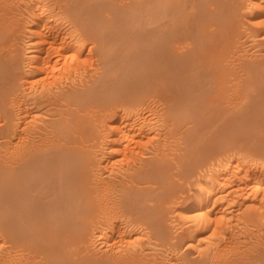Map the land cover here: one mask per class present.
I'll list each match as a JSON object with an SVG mask.
<instances>
[{
	"label": "bare ground",
	"instance_id": "1",
	"mask_svg": "<svg viewBox=\"0 0 264 264\" xmlns=\"http://www.w3.org/2000/svg\"><path fill=\"white\" fill-rule=\"evenodd\" d=\"M43 1H41L42 3L39 1L40 3L38 4H42V6L37 5V13L34 12L39 17L40 23H42V28L39 27L38 29H36L38 40L35 46H33L34 44L32 45V52L29 51L30 47L28 48L26 46L29 51L28 53L26 52V54H30L28 59L29 62H25L29 65V68H27L30 70L31 73L36 72L38 73L37 76H39L40 73L48 71L50 67L55 68L56 64L62 65V68H67V63L70 62L71 66L68 65V68L71 67V71H73L72 66L76 64L74 63L76 61L74 60L75 58H77L78 62L82 64L80 61V56H83L86 53L85 52L83 54L84 47L76 46L78 44L73 45L72 43H70V41H73L72 39L69 40L67 43L66 40H62L63 38L61 39V37H63V35L60 34L59 37V33H62V31L60 29V32H58L59 28H56L58 24H54L56 23L55 21L47 25L46 22H49V19H52L53 17H48L49 14H47L48 10L46 8L49 6V4L47 7L43 8V6H46L43 5ZM85 1L89 2V0H70L69 2H67L66 4H62L61 6L64 5V8L67 7L71 9V12H73L74 14L73 19L75 20V22H79L82 25L84 31L86 32L85 33L83 31L86 34L85 37L87 36L92 41H95V48L93 46L90 47V44L87 46L90 47H88L89 51L93 49V51L95 50V52L100 56L101 61H99V63L101 62L102 64V70H96L97 72L94 74V76L91 74L94 78L89 77L93 79L90 80V83H88L89 81L83 84L80 83L79 85L77 83L74 86L72 84H75V82H71L72 84H68L70 86L67 85L68 87L66 88H62L64 86L63 84L62 87L60 86L61 84L59 85L58 89H60L61 87L59 91L63 94L62 99L60 101H57L56 99L57 102L54 100V98L52 100H54L53 102L57 103L58 105L62 104L64 108L56 109L55 113L58 115H62H60L58 118L55 116V119L50 120L49 124L47 123L44 125V123L40 120L41 117L36 116L40 113H35L34 115L32 114L33 116L40 117L37 120L35 118L36 121H25L27 118H30V116L27 117L29 114L27 112L30 109L32 110V107L29 108L31 104L29 103L28 105L26 104L27 107L26 105H22V113H20L19 115L16 116L13 113V115L8 114L7 116H5V118L3 117L6 120L4 124H2L3 126H0V137L3 138V144H7V146H9V143H13L12 145H10L12 146L10 153L12 156L8 155V153L10 152V146L8 147V152H5V150L3 152V149L2 151L0 149V152H3L0 155L1 157L8 156L4 159L0 158V235L2 234V238H5H0V241L4 240L1 242V245H3V247L0 246V248L2 247L4 250L0 252V264H86L81 260H76L71 252L72 249L70 250L69 247L70 245L79 242L78 240H80V238L83 239L82 236L88 233L91 227L95 226L93 223H95L96 226L100 228L99 229L97 227L100 230V236H97H102L105 238V240H107L106 244L108 245L109 243L108 251H110L109 253L108 251H106L107 254L102 257V259L98 257V260H100L99 262H95V264H264L263 247L261 248L260 246L254 245L245 246L246 244L242 246L240 245V240H234V238L236 237H232V241L229 240V238V241H223V243L225 244L222 247L221 245L218 247V241H216L218 243L210 241L212 240L214 234L218 235V240H220L219 238H224V240L226 239L225 237L227 235L224 237V234L227 233L228 228H226V224H229V222H227L225 225L222 224V222H225V220H227V218L232 215V212H229L231 213V215L225 218L227 210H225L224 207L225 204L230 200H228V198L233 199V202L234 200L237 201V203L239 201L241 204V199H247V197L249 198V196H252L253 198L260 197V203L263 202L264 189L261 188V183L264 177V167L261 166L263 165L262 163L260 165V160L257 161V159H252L248 157L246 159V156L242 157L241 155V157H235V159L233 160L229 159L230 157L228 158L229 160H227V158L226 160H221L220 158L216 162L212 161L213 163H209L210 166L207 167V160L209 158V154H205L204 156H201L202 152L197 153L195 156L191 154L192 156L190 155L187 160L183 159V156L180 157L179 162H181L179 163V165L181 167L183 166V168L179 173L182 175H188L189 173L193 174L194 170H196L197 167H205V171L203 174L204 176L202 177L203 182H201V187L199 188L200 192L198 191V196L197 194H195L197 196L199 205L198 207H196L195 211H192L191 213H187L186 208H184L185 211L183 210V212L186 213L181 212V214L183 213V216L181 217H183L185 220L189 219V222L192 223V228H190L191 236L197 235V237H199L201 235H204V233L206 232L208 233V230L210 229L213 233L211 237H209V235L206 233L205 238L207 239V236L209 237L210 240L206 241L211 246L206 247L205 250H201L200 252L197 245V248H194L195 250H199L200 253H196L200 255L198 256V258H191L189 257V255L191 254L190 251H182L178 253V251L180 250L179 244L177 243V241H173L171 239V234L163 225L162 205L163 202L172 195L175 189V184L173 182L168 183L167 179L171 176L169 171L177 167L166 156L165 151L167 148L165 149L164 147L167 145L164 146V144H162L161 142H157L156 144H154V142V147H150V149H153V155H151V157L149 158L146 157L147 159L141 158L142 155H144L145 153L144 150H146V147L149 146L147 145V142H149L148 136L150 134H147L146 131L149 128L152 129L151 127L147 128V126H149V123L146 125L143 119L144 115L146 114L145 112L149 111V109H147V111H144V101L146 102V99L144 100V98H146L144 97V95L148 97V90L146 89L148 88L147 85H149L151 89V86L154 85L156 82H164L165 85L167 84L166 88L164 87V95H162L164 98L165 96L167 97L169 104L168 109L166 111V117L173 122L174 129L176 131L181 124H184L189 120L193 121L195 125H198L201 122L203 123L206 120L210 119L215 113H217L222 108H220V106H222L221 102L226 99L225 91L230 89L236 90V92L238 93H236L235 91L234 92L236 94H239V88H243L244 86L246 87L247 85H257V87L261 91V96H263L261 100H263L264 102V60H248L243 58L242 60H240L239 64L238 62H236L242 74L239 72L236 73V71L234 74L232 71H234V69H237V67L232 68L231 70V66L229 68L225 63V61L231 59L230 57H232L233 51L231 50H236V43L233 41L234 39H236L233 38L235 37L234 34H236V26L234 24L236 19L233 20V18L231 17V13H235L236 10L232 11V5L230 4L232 0H191L192 5L198 9L195 14L191 15V19L193 20V25L191 24V28L193 29H190L193 30V33L191 34L192 37L190 36L189 40L191 38L193 39L192 42L194 43V46L192 48L189 47L190 49H187V52H184V50L186 49L184 48V53L181 52L182 48L180 50L181 53H177L174 51V47H176V45L174 46L176 39L182 36L184 41V38H188L191 32L189 28L185 26V19L184 22H182V28L179 30L178 25H176V20L172 19L173 16H170L171 18H169L172 20H170V22H167L168 26L170 25V28L157 29V32L153 34V36H148L149 38H151L150 40H152V38L156 35V39L152 47H146L147 56H145V58L144 48L140 50L136 49L133 44V48H131L130 46L131 50L127 51V53L130 52L128 55H126L127 53L123 55L120 52H117L118 50L115 53V47H113L115 46V44L113 43L114 45H111V47L113 48H111L109 45L111 44V41L116 40V36H129L128 34H132L131 31L138 30L140 32V29H143L142 24L144 23L142 21L145 20L143 19L145 16L142 18V15L140 16L139 14H142V12H144L145 10V0H133L132 3L134 4V6H131V3L126 1L123 3L125 5L122 7V9L119 6L115 5L114 0L104 2L105 5L102 7L100 6L99 2L97 3L95 2V0H92L93 4L91 3V5L93 7H91V10H89V6L87 5H85L86 7H84V10H82V8L78 9L76 7L77 5H79L80 2L85 3ZM201 1L203 2V4ZM46 2H48V0ZM58 2L60 3V0ZM146 2V7L148 11L145 12L146 14L148 13V18L146 19L148 22H150L157 20L161 17L165 18L167 15H169V13L176 11L179 7L182 8V6H184V4L186 3V0H146ZM208 2H213L214 4H210L216 7H214V9H209L210 6L209 8L207 7V4H209ZM259 2L260 3L256 2V4H259L256 6L257 8L259 6L258 10L264 13V0H260ZM56 5H58V3H56ZM106 5H108L107 10L111 14V16L109 15V18L103 16V10H105L104 8ZM51 7L53 8V6ZM233 9H235V7ZM187 10L189 12V9H186V17L188 14ZM50 11L52 10H49V12ZM44 13L46 14L45 16H47L46 18L44 16ZM176 13L175 15H178ZM3 14L1 15V18L2 16H4ZM5 17L7 18V15ZM5 17L3 18L6 19ZM9 17L10 20H12L10 15ZM44 19L46 22L44 21ZM176 19L177 23L182 20L181 18V20L178 21V17ZM10 20L8 22H4L3 19H0V46L2 45L1 43L7 41V37L5 38V36L11 33V28L8 27L11 24H8ZM127 20L133 22L132 27H130L131 31L128 27V25L131 24L130 22L129 24L127 23L128 28L124 26L122 27L121 25V27L117 29L116 26H112L119 22L125 24ZM43 23L45 24V26L47 25V29L45 28V30L43 27ZM261 24L259 23V25ZM213 25H215L217 28H213L212 30L211 28ZM236 25L238 24L236 23ZM206 26H211V28L207 27L206 29ZM75 28L77 29V27ZM82 30L79 34H84ZM240 31L237 29L238 34L240 33ZM66 34L67 32L65 33L64 31V36ZM193 34H195L194 38ZM80 37L81 36H79V38ZM125 39L126 38H124L123 40ZM79 40L80 39L77 40V43ZM88 40H86V42H88ZM178 42H180V40ZM232 42L235 43V49H233L234 47L231 48ZM126 43L124 45H126ZM118 44L119 43H117V46ZM128 45L129 44H127V46ZM3 46L4 45H2V47ZM12 47L5 48L6 50L8 49V53L6 52V54L4 53L2 55L0 52V54L2 55L0 56V61H3V63L5 64V69H0V78H2L3 80H5V77L10 80L15 78H12L14 74L12 71V67L14 68L13 65L20 62L18 60V62L16 61L15 63V60L18 58L14 57V60L13 55L10 53L9 50L11 49L12 51ZM116 48L118 49L120 48V46ZM14 50L15 48L13 49V51ZM87 53L89 52L87 51ZM118 53L123 55V58H120V56L117 61L118 64L114 65L113 63L117 59L114 56ZM233 53L236 52L234 51ZM92 54L94 55V52ZM68 59L70 60L68 61ZM78 62L76 65L79 64ZM72 63L74 64L72 65ZM228 63L229 62H227V64ZM234 64L235 63H233V65ZM16 65L15 68H17ZM73 67L77 68L76 66ZM116 67L120 68L121 71H119L120 69L116 71L115 69H118ZM52 68L51 70H49L50 75ZM60 68L61 66L58 68L59 71ZM28 69H25L27 73L29 71ZM63 69H61V71ZM75 70L76 69H74L73 72H75ZM67 71L70 72V70ZM69 72L66 74H70ZM78 72L81 75L80 70ZM78 72L77 75H79ZM53 73L54 72L52 71V74ZM49 74H46L45 72V75L49 76ZM56 75H59L61 77V75L63 74L61 73V75ZM48 76H45L46 79H50L51 77L53 79V82L58 81L54 77H52L53 75H51L50 77ZM31 78H33V76ZM57 78L60 79L58 76ZM85 78L87 77H84V79ZM233 79L235 81H233ZM60 80L58 82H60ZM27 81H29V79ZM30 81L29 83L31 84L34 82ZM41 81H37L39 83V86L37 88V85H35L36 90L40 89V86L43 85V81L42 83ZM48 81L49 80L44 83V85L46 84L45 86H47V83L49 84L48 86H54L51 84L50 81V83ZM65 81H67V77ZM56 82L54 83L55 85ZM16 83L19 85L21 82ZM34 83H36V81ZM23 84H25V82ZM144 84L146 86H144ZM9 85H13V83H10ZM44 85L40 90H44ZM17 87L19 88V86ZM35 87L33 85V89ZM10 88L2 96H0V100H2V97L6 96L8 92H10ZM46 88L49 94V89L48 87ZM54 88L56 87L54 86ZM156 88L155 91L157 89H161ZM10 93L14 94L13 92ZM161 93L163 92L161 91ZM9 96L10 94L8 95V97ZM49 96L53 97L52 92L51 95H47L46 97ZM40 97L41 96H39V98ZM46 97L45 99L47 101H45L47 103L48 98ZM54 97L56 98L57 96ZM228 98L229 97L227 96V99ZM42 100L44 101V99L41 98V102ZM29 101L31 102V99ZM148 101L147 103L152 105ZM23 102L21 101L20 105ZM14 103L16 104L17 101ZM46 103H42V105L41 103H35V106H37L36 104H38V106H43V104H45L43 106L44 108L48 106ZM49 103L52 104L51 101ZM1 104L3 107V103ZM23 104H25V102ZM4 105L6 106V104ZM72 105L77 106L73 107ZM5 106L2 109H6ZM17 106H19V104ZM92 106L94 108L99 107L100 110L106 112L104 113L106 114V116L111 114L112 116H110L108 119H115L114 122H116L113 124V128L109 127V129H107L106 131L104 128H102V130L104 129L103 132H107L111 128L110 132L106 134L104 133L102 136V139L105 138V140L107 141V143H105L106 141L102 142L105 143V145L107 144L108 153H116L113 155V157L115 156L113 159L116 158L118 153V157L114 161H112L116 165L111 164L114 168L117 169L116 171L114 170L115 172L113 173L116 174L115 176H111L112 179H102L101 176L98 177V175L94 173L95 171L93 172L96 167H93L92 170V158L90 156L93 157V155L89 154H94L95 152L93 151V149L92 151L94 153H91L90 151V153L88 154V152L86 151L90 146H87L88 148L85 150L84 145L82 147L79 146V142L75 143L77 145L71 144L73 141L76 140V137L74 138L69 134L70 129L78 131L82 134H80L81 136H88V138L85 137L87 138L86 140L83 137L85 141L89 140L90 137H92L91 139H95V137L93 136H95L99 128H97L95 119H93L94 117H91V115L89 116L90 112L89 114L87 112L88 115L83 113L86 116H84L80 112L81 110L85 111L91 109L93 108ZM23 107H25V109L29 108V110L27 111L26 109L25 111ZM149 108L151 109L152 107L149 106ZM8 109L11 111L10 108ZM142 109L144 112V115H142L143 117H141ZM46 110L47 109H45V112ZM150 111L152 112V110ZM29 112L34 113L33 110L32 112ZM64 113H66L67 115L65 116ZM96 113H98V111ZM115 113H117V119ZM33 116L31 117L32 119H34ZM103 118L104 117H102V120H100V122H103ZM108 119L106 120L108 121ZM37 121L41 123L38 124ZM170 130L172 131L171 128ZM77 133L76 136L78 137ZM101 133L99 132V135ZM145 133L147 136L145 135ZM144 135L148 140L143 139V137H145ZM96 136H98V134H96ZM191 136V134L186 135L190 142L192 141ZM93 141L94 140H92V143L89 141L91 145L93 144ZM80 143L83 144V142ZM98 145L101 146V144ZM98 145L96 146L98 147ZM93 146H91V148H93ZM102 148L105 149L104 146ZM109 150H111V152ZM147 152H151V150H148ZM141 153L143 154L141 155ZM109 154L106 153L105 156ZM9 156H11L10 159ZM230 156L233 158L232 155ZM105 158L109 159L108 156H106ZM108 159L106 161L107 163ZM182 161L185 162L182 163ZM107 163L105 164V166L107 165ZM110 163H108V165ZM230 163L231 165H229ZM111 165H109L110 168L107 166L105 168L112 169ZM201 168L203 169V167ZM110 171L111 170H109L108 175H110ZM199 182L200 181H198V184L200 185ZM262 190L263 192H261ZM224 199H227L228 201L226 200L224 203ZM148 200L153 201V204L149 206L146 205L148 203ZM223 208L225 210V214ZM214 209L219 211L217 212L218 214L213 213ZM142 225H145L148 230V234H146L147 237L150 238V240L151 238H156V240L158 239L159 242L162 244V250H165V253L166 251H169L168 253L172 251L167 250L168 248L173 249V256H171V258H169L168 256L169 259H166L167 256H165V259H162L160 261H158V259L157 261H154L157 258H155L154 260H147L149 259V257H145V254H143V260V257L141 256V258L138 254L132 252V249H127L130 247L129 243H136V240H129L131 237V232L140 229L139 227H141ZM142 228L143 227H141V230ZM92 230L94 231V228H92ZM140 231H138V233ZM231 232L233 233L234 231ZM141 233L142 232H140L139 234L140 236ZM91 234L93 233L91 232ZM133 234L135 235V233ZM230 235L231 234L229 233L228 236L230 237ZM234 235L235 234H232L231 236ZM88 236H90V234ZM143 236H145V233H143ZM84 237L87 238L86 236ZM123 241H125L126 249L123 246L124 244L121 246L124 249H119V247L117 248V244L121 245ZM137 241H139V239ZM200 241H198V243H200ZM257 242L258 240H256L255 242L256 245L259 243ZM263 243L264 242H262V244ZM17 247H20V249L24 250L25 252L22 251V253L24 252L26 255L28 254V256L24 255L25 257H23L16 255L17 253H13V249ZM75 248L77 247L75 246ZM115 249L117 251L119 249L120 251L117 252ZM22 253L20 255H22ZM183 259L186 260V263H184V261L182 262Z\"/></svg>",
	"mask_w": 264,
	"mask_h": 264
},
{
	"label": "rangeland",
	"instance_id": "2",
	"mask_svg": "<svg viewBox=\"0 0 264 264\" xmlns=\"http://www.w3.org/2000/svg\"><path fill=\"white\" fill-rule=\"evenodd\" d=\"M39 1L41 2L43 0H0V5H1L0 6L1 7L0 8V11H1V13H0V19L1 20L3 19L4 22H8L10 20V17H9V15H10L11 18H12V20H13V22H14L13 23L12 20H10V22L8 23V24L11 23L10 25L12 26V27L10 25L8 26V27L11 28L10 29L11 30V33H9L7 36H5V38L7 37V41L4 42V43H1L5 47L4 46L2 47V45H1L0 48L2 47L4 49L1 48L0 49L1 51L0 52H1L2 55L4 53L6 54V52L8 53V49L6 50L5 48L6 47L7 48H10V47L14 46V47H12V51H11V49L9 51L13 55V58L14 57H17L18 58L16 60L14 58L15 63H16V61L18 62V60L20 61V62L16 63L17 65L15 64L17 66V68H15V65H13L14 68H15V70L12 67V71L14 73L13 76H12V78L13 77H15V78H13L11 80H14V81H11L7 77H5V80H3L2 78H0V80H1L0 81V85H1L0 86V96H2L10 87H11L10 88V92H13L15 94L14 95V94L8 92L6 94V96L2 97V100H0V102L3 103V107H2V104L0 103V105H1L0 106V126L2 124H4V122L6 120V119H4L5 116H7L8 114H12L13 115V113L16 116L19 115L20 113H22V111H21L22 105L25 106L26 104L28 105L29 103L32 104V105L30 104L29 108L32 107L33 112H34L35 109L36 110H35L34 113H30L29 111L32 112V110L31 109L29 110V108L28 109L26 108L27 111L29 110L27 112V113H29L27 117L30 116V118H27L29 120L26 119L25 121H31V120L32 121L33 120L36 121L38 118L41 117L40 120H41V122L44 123V125L47 124V123L49 124L50 123V120L55 119V116L58 118L60 115H62V114H59L58 115L55 112H56V109H58V108H64V106L62 104L58 105L57 103H54L53 102L54 100L56 101V99H57V101H60L62 99V95L63 94L59 91L61 89V87H62V84L64 85L62 88H66V87L70 86L74 82H75V84H72L74 86L77 83H78V85L80 83L83 84V83L88 82V81H89L88 83H90L91 82L90 80H93V79L92 78H89V77H93L94 74L97 71H100L103 68V67H101L102 66L101 62L99 63V61H101L100 56L95 52V50L94 51H93V49L90 50V51L88 50V47L89 46L90 47L93 46L95 48V45H96L95 41H92L87 36L85 37V35H86L85 33L86 32L82 28V25L79 22H75V20L73 19L74 18V16H73L74 14H73V12H71V9H69L67 7L64 8L63 7L64 5L61 6L62 4H66L70 0H66V1L64 0V2H63V0H62V2L60 0V3L58 2L59 0L58 1H56V0H48V2H46L47 0H45V1H43L44 2L43 5H46V6H43V8L44 7H47L48 4H49L50 7L48 6L46 8L48 10L47 11L48 12L47 14H49L48 15L49 18L50 17H53L52 19H49V22L48 21L46 22L45 19H44V21L47 23V25L50 24L51 22H54L55 21L56 23H54V24H56V25L58 24L57 27L55 26L57 29L59 28L58 32H60V29L62 31V33H59V37H60V34H62L63 37H61V39L63 38L62 40H64V41L66 40V43L69 40H71V39L73 41L75 40L74 42L73 41H70V43H72L73 45L78 44V45H76L78 47H84L83 48V54L85 52L86 53L84 55L81 54L83 56H80L81 57L80 58V61H81L82 64H80L78 62L77 58H75L74 60H76V61L75 62L73 61V62L76 63V64L78 62L79 64L76 65V64L72 63V65L74 64L73 66H76L77 68L79 67L78 69L80 70L81 75L79 74V72H78L79 70L77 68H75V67L72 66L73 71H74V69H76L75 72L71 71L72 70L71 67L68 68V65L71 66V63L70 62L67 63V68L65 67L66 69L64 67H63L64 68L63 69L62 68V65H60V64L59 65L56 64L55 68L54 67L53 68L50 67L49 70H51V68H52V71L54 72L52 74V71H51V75H53L52 77H54L58 81L60 79H63V80H60V82H58V81L57 82L56 81L53 82V79L50 77L51 75L49 74L50 73L49 70L48 71H45L46 74H49V76L48 75H45V72H43V73H40V75H39L40 77L37 76L38 73H36V72L31 73L30 72V70L28 69L29 68V65L27 63H25V62H29L28 59H29L30 54L27 55L26 52L27 53L29 51L32 52L33 46H35V44H36V42L38 40L37 33H36L37 30L36 29H38L39 27L42 26V23H40L39 17L37 16V14H35V13H37V11H36L37 9L36 8H38V6H40V5L42 6V4H38V3H40ZM109 1H113V0H95V2H97V3L99 2V4H100L101 7L105 5L104 2H109ZM126 1L129 2V3H131L130 4L131 6H134V4L132 3L133 0H114L115 5L119 6L121 9L125 5L123 3L126 2ZM252 1H250V0H248V1L247 0H237L236 1L235 0V2H234V0H232L230 2V4L232 5V6L230 5L232 7V11H235L236 10L235 13H233V12H232L233 14L231 13V17L233 18V20L236 19L235 20V23H234L235 26H236V28H235L236 34H234L235 37H233V38H236V39H234L233 41L236 43V50L237 49L238 50L237 51L236 50H231L233 52L235 51L236 53H233L232 52V57H230L231 59L225 61V63H226V65L229 68L231 66V70H232V68L237 67V69H234V71H232L234 74H235V71H236V73L239 72V73L242 74V72H241L238 64H239L240 60H242L243 58L244 59H248V60H250V59L251 60H264V13H262L260 10H258L259 9V6H258V8L256 6V5H259V4H256V2L257 3H260L259 2L260 0H255V2H254V0H252ZM10 3H11L12 6L10 5ZM56 3H58V5H56ZM91 3L93 4V1L92 0H89V2L88 1H85V3H81L80 2L79 5H77L76 7L78 9L79 8L80 9L82 8V10H84V7H86L85 5H87V6H89V10H91L92 9L91 7H93L91 5ZM208 3L209 4H207V7L209 8V6H210L209 9H214V7H216L214 5H211V4H214L213 2L212 3L211 2H208ZM252 3H253V6H252ZM51 4H53V5H51ZM202 4H203V2H202ZM146 5H147V2L145 0L144 1V6H145L144 9L145 10H144V12H142V14L141 13L139 14L140 16L142 15V18L145 16L143 18L145 20L141 19V20H143L142 22L144 24H142L143 25V29H140V32L138 30L131 31V28L130 27H132V23L133 22L128 21V20L125 22V24L122 23V22H119V23H116V24L112 25L114 27L116 26L117 29L120 28L121 25H122V27L123 26L126 27V28L129 27V30L132 33L131 35L128 34L129 36H124V37L116 36L117 38H115L116 39V40H114L115 42L114 41H111V44H109V45L111 47V45L113 46L115 44V46H113V47H115L114 48V52L115 53L118 50L117 52H120L121 54L124 55V54L127 53V51H130L131 48H133L132 47V44H133V46H135L136 49H139L140 50V49L144 48V58H145V56H147V53H146L147 48L152 47L154 45V41L156 39V37H155L156 35L154 36L155 38L154 37L152 38L153 41L150 40L151 38H149L148 36H150V35L153 36V34H155L157 32V29H160V28H166V29L167 28H170V25L168 26L167 22L168 21L170 22V20H172V19L176 20V25H178V29L179 30L182 28V22H184V19H185V26L188 27L189 30H190V32H191L188 38H184V41H183L182 36H180L182 38V40H181L180 37H178L176 39V42L174 44V46L176 45V47H174V51L177 52V53L178 52L179 53H181V52L184 53V52H187L190 48H192L194 46V43L192 42L193 39L191 38L189 40L191 34L193 33V30H191V29H193V28H191L192 25H193L192 24L193 23V20L191 19V17H192L191 15L195 14V12H197L198 9L192 5L191 0H186V3L184 4L185 7L184 6H182V8L179 7L176 11L169 13V15H167L165 17V18H168V19H165L164 17H161V18L157 19L158 21L157 20H154V21H150V22H148L147 19H146V18H148L147 17L148 16V13L147 14L145 13V12H148ZM51 6H53V8ZM55 6H56V9H55ZM58 6H59V8H58ZM107 6L108 5H106L105 8H104L105 10H103V16L109 18L111 16V14L107 10L108 9ZM234 7H235V9H233ZM8 8L10 10H12V11H10ZM49 8H52V9H49ZM185 8L186 9H189V12H190L189 13L188 10H187V13H188L187 14V17H186V14H185V12H186V9ZM192 8L194 9V12H193V9ZM46 9H45V11H46ZM87 9H88V7H87ZM49 10H52L53 12L52 11L49 12ZM179 12H180V14H179ZM3 13H5V14H3ZM45 13H44V16L46 15ZM106 13L108 14V16H107ZM175 13L178 14V15H175ZM2 14L4 16H2V18H1V15ZM6 15H7V18L5 17ZM170 16L171 17L173 16L172 19H170L171 18ZM260 16L261 17L263 16V17L261 18ZM3 17H5L6 19H4ZM46 17L47 16H45V18ZM177 17L179 18L178 21L181 20V18H182V20L180 22H178V23H177V19H176ZM259 18H260V20H259ZM190 20H191V22H190ZM261 20H262V22H261ZM194 21H195V19H194ZM129 22L131 24H129ZM44 23H43V25H44L43 27H44V30H45V28L47 27V25L45 26L46 23L45 24ZM127 23L129 24L128 27H127ZM236 23L238 25H236ZM259 23L260 24L262 23L261 24L262 26L259 25ZM76 24H77V26H76ZM73 25L75 27H77V29ZM15 26H16V29H15ZM207 27H210L211 28V26H206L205 28L207 29ZM210 28H208V29H210ZM213 28L216 29L217 27L215 25H213L211 29L213 30ZM237 29L239 31L241 30L239 34L237 33ZM73 30H75V31H73ZM81 30H82V32L84 31L85 33L83 32L84 34H79V33H81ZM64 31H65V33L67 32V34L65 36H64ZM72 33H73V36H72ZM77 34H78V36H77ZM237 34H238V36H237ZM9 35H10V38H9ZM67 35H69V36H67ZM82 35H83L84 38L82 37ZM194 35L195 34H193V38H194ZM79 36H81V37L79 38ZM76 37H78V38H76ZM88 38H89V40H88ZM121 38H122V41L123 42L121 41ZM124 38L127 39V43H126V39L123 40ZM148 38H149V40H148ZM78 39H80V40L77 43V40ZM84 39L88 40V42H90V43L86 42V40H84ZM179 40H180V42H178ZM82 41H84L86 43H84ZM119 41L121 42V44H120ZM124 42L126 43V45H124L125 44ZM151 42H152V44H151ZM181 42H182V44H181ZM234 42H232V47H231V48L234 47L233 49H235V43ZM117 43H119L120 45L118 44V46H117ZM185 43H187V44H185ZM188 43H190V44H188ZM85 44H86V47L87 48L85 47ZM127 44H129V45L127 46ZM87 45H89V46H87ZM237 45H239V46H237ZM26 46L28 48L30 47L29 51H28V49H27ZM119 46H120L121 49L120 48H118V49L116 48V47H119ZM130 46H131V48H130ZM179 46H180V48H179ZM113 47H111V48H113ZM14 48H15V50L13 51ZM122 48H123V50H122ZM181 48H182V50H181ZM184 48H186V49L184 50ZM180 50H181V52H180ZM183 50H184V52H183ZM15 51H16V54H15ZM87 51L89 53H87ZM93 52H94V55L92 54ZM123 52H125V53H123ZM129 53H127L126 55H128ZM1 54H0V56H2ZM121 54L118 53V54H116L114 56L115 58H117L115 60V62L113 61L114 62L113 63L114 65L115 64H118L117 61H118V58L120 56H121L120 58H123L122 57L123 55H121ZM97 56H98V58H97ZM232 58H233V60H232ZM25 60H27V61H25ZM69 60L70 59H68V61ZM0 62H1L0 63L1 64L0 65V69H5V67H4L5 64L3 63V61H0ZM227 62H229L228 63L229 65L227 64ZM236 62H238V64ZM233 63H235V64L233 65ZM26 64H27V66H26ZM18 65H19V69H18ZM58 66L59 67L61 66L60 71H61V69H63L61 72L59 71V69H58L59 67ZM92 67H93V69H92ZM116 68H118V67H116ZM25 69L26 70L28 69L29 70L28 73H30V74H28ZM81 69L82 70L84 69L83 70L84 72ZM119 69L120 68L115 69V70L117 71ZM67 70H70V72L67 71ZM119 71H121V69ZM68 72L70 74H66ZM71 72L74 73V74H72ZM77 72H78L79 75H77ZM61 73L64 76L61 75ZM24 74H26V75H24ZM56 74H60L61 77L59 75H56ZM20 75L21 76L23 75V76L21 77ZM44 75L50 77V79H46V77ZM30 76L31 77L33 76V78H31ZM57 76L60 79H58ZM65 76L67 77V81H65V79H66ZM64 77H65V79H64ZM84 77H87V78L84 79ZM231 77H232V75H231ZM25 78L27 80L29 79V81L30 80L31 81H34V82L36 81V83L33 82L32 84L34 85V87H35V85H37V88L39 86V83L37 81L40 82L41 80L43 81V83L41 81V83L43 85H44V83L47 82V80H49L51 82V84L54 85L56 88H54V86H48L49 84L47 83V86H45L46 84L44 85V88H43L44 90H40V89H42V86H43L41 84H40L41 85L40 86V89H37L36 90V87L33 89V85L31 83H29V81H27ZM72 78H73V80H72ZM51 79H52V81H51ZM79 79H81L82 81L79 80ZM5 81H7L8 83L5 82ZM233 81H235V80L233 79ZM16 82H18V83L21 82V83L18 85ZM24 82H25V84H23ZM55 82H56V85L54 84ZM10 83L11 84L13 83V85H9ZM163 83L164 82H156L154 85H152L153 87L151 86V89H150V86L149 85H147V87L149 89L146 88L148 90L147 91L148 97L144 95V97H146V98H144V100L146 99V102L144 101V105H145L144 106V111H147V109H149V111L152 110L153 113L151 111L150 112L148 111V112H145L146 114L147 113L148 114L147 115L146 114L144 115V112H143V109H142V111H141L142 112L141 113V117H143L142 115H144L145 118L143 117V119H144L145 124L147 125L149 123L148 124L149 126H147V128L148 127H151L152 128V129L149 128L148 129L149 131L147 130L148 132L146 131L147 134H150L148 136V139L149 140L146 138V136H147L146 133H145L146 136L144 135L145 137H143L144 140L147 139L149 141V142H147V145H149V146L146 145L147 146L146 148L149 151L151 150V152H147L148 150L146 149V150H144L145 153L143 152L144 155H142L143 153H141L142 157L141 156L140 157L147 159V158L151 157V155H153V153H152L153 152V149H150V147L151 148L154 147V145H153L154 142H155L154 144H156L157 142H161L162 144H164V146L167 145L165 147L163 146L165 149L167 148L166 151H168V152L165 151L166 156L177 167H175V168L171 169V171H169L170 174H171V176H170V178L167 179V182L168 183H172L173 182L175 184V189H174L172 195L163 202V205H162L163 206V214H162L163 225L166 227V229L171 234V236H172L171 239L173 241H177V243L179 244L180 250L178 251V253L179 252H182V251H190L191 254L189 255V257H191V258H198V256L200 254H197V253H200L201 250H205L206 247L211 246L210 244L207 243L206 240H210L209 237H211L213 235V233H212L211 229L208 230V233L206 232L209 235V237L207 236V239H205L206 238V233H204V235H201L202 236V239H201V236H199V237H197V235L191 236V229L190 228H192V226H191L192 223L189 222V219L188 220L187 219L185 220L181 216H183L182 215L183 213H186V212H183L184 208H186L187 213H191L192 211H195L196 207H198V205H199L198 204V200H197V196H198L197 193L200 192V189L199 188L201 187V182H203V180H202L203 178L202 177L204 176L203 174H204V171H205V167L204 166L197 167L198 169L196 168V170H194V173L193 174H190L189 173L188 175H182L179 172L181 171V169L183 168V166L181 167L179 165V163L181 162V161L179 162V159H180L181 156H183V159H186L187 160V158L191 154L193 156H195L197 153H201V152L203 153L204 152L203 155L201 153V156H204L205 154H209L208 155L209 158L207 160V164H208L207 167H209L210 166L209 163L211 164L213 162H216L220 158H221V160H226V158H227V160H229V159L233 160V159H235V157L238 158V157H241V155H242V157H245L246 156V159L248 157V158H252V159H257V161L260 160V162H259L260 165L262 163L263 165H261V166L264 167V102H263V100H261V98H263V96H261V91L259 90V88L257 87V85H252V86L247 85L246 87L245 86L243 88L241 87V88H239V94H236V93H238V92H236V90H232V89L227 90V91H225L226 99H224V101L221 102L222 103L221 104L222 106H220V108L221 107L222 108L217 113H215L210 119L206 120L203 123L201 122L198 125H195V123L193 121H190L189 120V121L185 122L184 124H181L179 126L180 128L178 127L179 129L177 128V131H176L174 129L173 122L166 117V111L168 109V105L169 104H168L167 97L165 96V98H166L165 99L162 96V95H164L165 88H166V85H167V84L165 85V83L164 84ZM26 84H27V86H26ZM68 84H70V85H68ZM59 85L61 86L60 89H58ZM17 86H19L20 89ZM144 86H146V85L144 84ZM46 87H48V89H49V94H48V91H47V88ZM156 87L157 88H161V89H157ZM155 88L157 89L156 91H155ZM146 89H145V92H146ZM39 90H40V92H39ZM55 90H57V91H55ZM44 91L47 93V95H51V92H52L53 97L52 96H49L50 98L49 97H46L47 95H46V93ZM161 91L163 93H161ZM42 93L44 94V96H43ZM57 93H59V94H57ZM9 94H10L11 97L10 96L8 97ZM20 94H22V95H20ZM23 95H24V97H23ZM31 96L33 97V99H32ZM39 96H41V97L39 98ZM54 96H57L58 98L57 97L55 98ZM227 96L229 97L228 99H227ZM15 97H16V99H15ZM45 97L48 98V102L47 103H46L47 100L45 99ZM20 98H21V100H20ZM34 98H35V100H34ZM41 98L44 99V101L42 100V102H41ZM53 98H54V100H52ZM30 99H31V102L29 101ZM14 100L17 101L16 104L14 103V102H16ZM18 100H19V102H18ZM148 100H150V101H148ZM21 101L22 102L24 101L25 104H23L24 103L23 102L20 105V102ZM50 101L52 102V104L49 103ZM147 101L150 102L152 105H150L149 103H147ZM9 102H12V103H9ZM35 103H41V105H42V103H46L48 106H46L47 108L46 107L43 108V106L45 104H43V106H40L39 105L40 107L43 108L42 109V108H40L38 106V104H36L37 106H35ZM53 103L56 104L57 106L54 105ZM4 104H6V106ZM7 104H9V105H7ZM18 104H19V106H17ZM49 104H50V106H49ZM27 105H26V107H27ZM4 106L6 107V109H2V108H4ZM60 106H62V107H60ZM72 106L73 107H76L77 105L76 106L75 105H72ZM149 106H151L152 108L150 109ZM145 107H148V108H145ZM8 108H10L11 111ZM95 108L94 107L91 108L92 110L91 109H88V110H85V111L83 110L84 112L81 110L80 112L82 114L85 113L86 115H88L89 112H90L89 116L91 115V117H94L93 119H95L97 128H99L97 130V133H96V134H98V136H96V134H95V136H93V137H95L96 140L95 139H91L92 137H90L89 140L85 141L88 138V136H81L82 134L79 133L78 131H76L74 129H72L73 130L72 131L70 129L73 132V134H75V135H73L70 130H69V132H70L69 134L71 136H73L74 138L76 137V140L73 141L71 144L74 145L75 143H78L79 142V146L82 147L84 145L85 148L84 147L83 148L85 150L88 148L87 146H90L89 147L90 149L88 148L86 151L88 152V154L90 153V151H91V153H94L95 152L94 154H89V155H93V157L90 156L92 158V160H91V162H92L91 163L92 164V167H91L92 170H93V167L94 168L96 167V169H94L93 172L95 171L94 173L97 174L98 177L101 176L102 179L103 178H105V179H108V178L109 179H112L111 176H115L116 173L114 174L113 172H115L117 169L114 168L113 165H111V164L116 165L112 161H114L118 157V153H117L116 158L113 159L115 157V156L113 157V155L116 154V153L111 152V150H109L111 153L110 154L108 153V151H107L108 150L107 144L105 145V143H107V141L104 138L106 135L103 137L104 139H102V136H103L104 133L106 134V133L110 132L111 128L114 127L113 124L116 123V122H114L115 119L114 120H109L108 119L110 116H112L111 114H109V115L106 116V114H104L106 112H103L102 110H100L99 107H95ZM17 109H18V111H17ZM23 109H25V107H23ZM26 109H25V111H26ZM45 109H47L46 112H45ZM51 110H52V112H51ZM19 111H21V112H19ZM92 111L94 112V114H93ZM97 111H98V113H96ZM87 112H88V114H87ZM16 113H18V114H16ZM35 113H40L39 115L38 114L36 115V116H40V117L33 116ZM41 113L43 114V116H42ZM30 114L31 115L33 114L32 116L34 117V119L31 118L32 116ZM85 114H83V115L86 116ZM160 114H162V115H160ZM64 115L66 116L67 114L64 113ZM159 115H160V117H159ZM101 116L104 117L103 118V122L102 121L100 122V120H102V117ZM115 116H116V119H117V113H115ZM148 117H149V119H148ZM35 118H36V120H35ZM99 118H101V119H99ZM106 119H108V121ZM163 119H165V120H163ZM105 120H106V122H105ZM158 120H160L161 122L158 121ZM44 121H46V122H44ZM41 122H38L37 121L38 124L41 123ZM107 122H109V123H107ZM150 123H151V125H150ZM105 124H107V125H105ZM158 124H159V126H158ZM98 126H100V127H98ZM109 127H111L109 131L103 132L104 129L106 131L107 129H109ZM102 128H104V129L102 130ZM170 128L172 129V131L170 130ZM99 132L100 133L102 132V133L99 135ZM76 133H77L78 137L76 136ZM187 134H191L192 135L191 136V138H192V141L191 142L186 137ZM79 135H80V137H79ZM156 135H157L158 138L156 137ZM83 137L84 138L87 137V138H85V140H84ZM155 137L158 139V141H157V139ZM98 138H100V139H98ZM92 140L95 141V142L93 141V144L94 143L96 145L101 144V146L98 145V147L100 146L99 147L100 149L95 144H94V146H93V144L91 145ZM98 140L101 141V142H99ZM162 140H164V141H162ZM0 141H1V143H0V149H1V151L3 149V152H4V150L6 152L7 150L10 149L9 150L10 152L8 153V155H11L10 153H11L12 146H10V145H12L13 143H9L10 144V145L8 144L10 146L9 147V146H7V144L6 145L3 144V138L2 137H0ZM102 141L103 142L106 141V142L103 143ZM80 142H83V144L80 143ZM150 143H152V144H150ZM2 144L4 145V148H3V145ZM75 145H77V144H75ZM91 146H93V148H91ZM103 146L105 147V149L102 148ZM8 147H9V149H8ZM92 149H93L94 152L92 151ZM214 149H217V150H214ZM101 150H102V152H101ZM212 150H213V153H212ZM3 152H0V155ZM106 153L109 154V155H106V156H108L109 159H110L109 160L107 158L108 159V163L111 162L109 165H111V168L112 169H109L110 167H109L108 163L106 162L107 161V159L105 158L106 157L105 156ZM6 154H2V155H6ZM236 154H237V156H236ZM230 155H232L233 158ZM11 156H9V159L11 158ZM7 157L8 156H6V157H4V156L1 157L0 156L1 159L7 158ZM100 157H102V158H100ZM111 159H113V160H111ZM185 161H182V163H184ZM106 163L108 165V166L107 165L106 166L109 167L107 169L105 168L106 167L105 166ZM231 163H233V162H231ZM231 163L229 165H231ZM201 167H203V169ZM109 170H111L110 171V175H108L109 174ZM198 181H200L199 182L200 185L198 184ZM261 188L264 189V177H263V180H262V183H261ZM261 192H263V190ZM195 194H197V196ZM259 198L260 197H258V198H255L254 197L253 198L252 196L251 197L249 196V198L247 197V199L246 198L245 199H241V204L238 201V203L240 205L235 200L233 202L232 201L233 199H231V198H228V200L230 199L229 201L226 199L229 203L227 202L226 203L227 206L225 204V207H224L225 210H227L226 215H225L226 216L225 218H227L228 216L231 215V213H229V212H232V215L230 217H228L227 220H225V222H222V224L225 225L227 222H229V224L228 223L227 224L229 226L230 225H234L235 228H234V226H230L229 227L226 224V228H228L227 229V233L224 234V237L227 235L225 237L226 238L225 239L226 241L224 240V238H219L220 240H218L217 239L218 238V235L217 234H214L212 240H210V241H214V242L218 241L219 243L216 242V243L219 244L218 247L220 245L222 247L225 244V243H223V241L224 242H227L228 238H229V240H231V239L233 240L232 237H236V238H234V240H238V241L240 240L239 242H240V245H242V246L246 244L245 246H250V245L252 246V245H254V246H260L261 248L262 247L264 248V243L262 244V242H264V200H263L264 198L262 199L263 202L261 201L263 204L260 203ZM226 200L224 199V203H225ZM244 200H246V201H244ZM147 202L148 203L146 205H148V206L153 204V201H151V200L150 201L148 200ZM236 204H238V205H236ZM224 208H223V210H224ZM225 210H224V214H225ZM236 210H238V211H236ZM181 212H183V213L181 214ZM217 212H219V211L218 210H215V209L213 210V213L214 214L217 213ZM93 224L95 226L92 225L94 227H91L90 231L88 233H86L87 235L86 234L84 235V236L87 237L90 234V236H88L89 238L88 237L85 238L84 236H82L83 239L80 238V240L82 241V243H81L80 240H78L79 242H76V244L74 243L73 245H70V247H69L70 250L72 249L71 252H72L74 258L76 260H81V261L85 262L86 264H95V262H99L100 259L98 260V257L102 259V257H104L107 254L106 251H108V247H109V243H108V245L106 244L107 243V240H105V238L102 237V236L99 237L100 236V230H99L100 228L98 226H96L95 223H93ZM141 227H143L145 230L143 228L141 230ZM141 227H139L140 229L134 230L135 232L134 231L131 232V234H130L131 237L129 236L130 237L129 240H131V239H132V241L136 240V243L135 242H134V244L133 243H129L130 247L132 245L133 246L131 248L129 246H127V247H129L127 249H130V250L132 249L133 250L132 252H134L135 254H138L140 257L143 254H145L144 255L145 257L146 256L149 257V259L146 258L147 260H150V259L151 260H154L155 258H157L154 261H157L158 259H159L158 261H160L162 259H165V256H167L166 259H169V258H171V256H173V249L172 248H168L167 249V250H172L170 253H168L169 251H166V253L168 254L167 255L165 253V250H162L163 249V246L159 242V240L158 239L156 240V238H151V240H150V238H148L147 235H146V234H148V230L145 227V225H142ZM92 228H94V231L92 230ZM138 231L142 232L141 233V236L139 235L140 232L138 233ZM231 231H234V232L232 233ZM91 232L93 234H91ZM133 233H135V235ZM143 233H145V236H143ZM229 233L231 235L232 234H235V235L234 236H231L230 235V237H231L230 238L228 236ZM1 235H0V238L1 239H5L4 237L2 238L3 235L2 236ZM97 235H99V236H97ZM198 238H200V239H198ZM138 239H139V241H137ZM256 240H258V242H259V243L257 242L258 243L257 245L255 243ZM2 241H4V240H1L0 241V246L3 247V245H1L2 244L1 242ZM198 241H200L201 244L198 243ZM222 243H223V245H222ZM204 244H205V246H204ZM4 245H6V244H4ZM117 245H118L117 248L119 247V249H124L125 246H126L125 241H123L121 245H119V244H117ZM122 245L124 246V248L121 247ZM197 245H198V249L200 250V252H199L198 249L195 250V248H197ZM75 246L77 248H75ZM2 247L0 248L1 249L0 252L4 251ZM19 249H20V247L19 248L17 247L15 249H13V251L12 250L11 251L13 253H15V254L17 253L16 255L25 257L24 256V255H26L24 253L25 251L22 250V249H20V251H19ZM119 249H118V251H120ZM109 250H110V248H109ZM22 251H24L23 252L24 254L22 253ZM138 251H140V252H138ZM109 252L110 251H108V253ZM21 253H22V255H20ZM140 253H142V254H140ZM169 254H172V255H169ZM26 256H28V254ZM168 256H169V258H168ZM150 257H154V258H150ZM160 257H161V259H160ZM95 259H97V260H95ZM142 259L144 260V257ZM183 261H184V263H186V260L183 259L182 262Z\"/></svg>",
	"mask_w": 264,
	"mask_h": 264
}]
</instances>
